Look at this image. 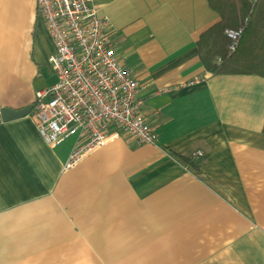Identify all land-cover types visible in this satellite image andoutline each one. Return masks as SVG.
<instances>
[{
    "label": "crops",
    "instance_id": "0c3cea01",
    "mask_svg": "<svg viewBox=\"0 0 264 264\" xmlns=\"http://www.w3.org/2000/svg\"><path fill=\"white\" fill-rule=\"evenodd\" d=\"M92 7L154 144L120 139L63 173L83 139L51 148L30 114L0 123V264H264V78L206 77L196 44L220 21L206 0ZM35 8L0 0V111L56 81Z\"/></svg>",
    "mask_w": 264,
    "mask_h": 264
},
{
    "label": "built area",
    "instance_id": "2783aa9c",
    "mask_svg": "<svg viewBox=\"0 0 264 264\" xmlns=\"http://www.w3.org/2000/svg\"><path fill=\"white\" fill-rule=\"evenodd\" d=\"M35 9L54 46L49 64L56 81L35 93L31 120L51 148L73 136L84 140L62 172L120 139L153 145L139 84L115 56L108 18L98 15L92 0H36ZM241 32H224L229 55Z\"/></svg>",
    "mask_w": 264,
    "mask_h": 264
},
{
    "label": "trees",
    "instance_id": "16d2710c",
    "mask_svg": "<svg viewBox=\"0 0 264 264\" xmlns=\"http://www.w3.org/2000/svg\"><path fill=\"white\" fill-rule=\"evenodd\" d=\"M206 2L220 21L203 33L196 44L204 74L209 77L264 78V0H206ZM240 30L242 32L236 51L229 55L227 51L229 41L224 32ZM197 167L193 166L195 169Z\"/></svg>",
    "mask_w": 264,
    "mask_h": 264
},
{
    "label": "water",
    "instance_id": "95a60500",
    "mask_svg": "<svg viewBox=\"0 0 264 264\" xmlns=\"http://www.w3.org/2000/svg\"><path fill=\"white\" fill-rule=\"evenodd\" d=\"M31 109H32V107H29V108H25V109H23L21 111H17V112L7 110V109L1 110L0 111L1 123L6 124V123H9L12 121H16V120L25 118L30 114Z\"/></svg>",
    "mask_w": 264,
    "mask_h": 264
},
{
    "label": "rangeland",
    "instance_id": "374dc122",
    "mask_svg": "<svg viewBox=\"0 0 264 264\" xmlns=\"http://www.w3.org/2000/svg\"><path fill=\"white\" fill-rule=\"evenodd\" d=\"M238 32V31H237ZM44 83H46L47 86H51L54 84V78L49 73H45L43 76ZM65 142V141H64Z\"/></svg>",
    "mask_w": 264,
    "mask_h": 264
}]
</instances>
